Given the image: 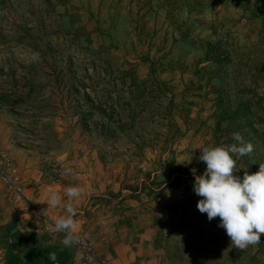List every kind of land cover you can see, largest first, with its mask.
Returning a JSON list of instances; mask_svg holds the SVG:
<instances>
[{"label": "rangeland", "instance_id": "obj_1", "mask_svg": "<svg viewBox=\"0 0 264 264\" xmlns=\"http://www.w3.org/2000/svg\"><path fill=\"white\" fill-rule=\"evenodd\" d=\"M51 2L0 0V147L30 190L33 208L47 211L34 182L42 180L51 185L50 192L61 193L79 185L84 191L74 207L99 204L91 211L98 217L110 212L101 207L100 196L108 187L118 190L142 177L139 168L162 178L165 171L154 161L159 149H174L177 164L186 166L201 147L233 143L236 131L253 144V151L237 160L238 174L264 164V77L253 95L233 86L229 109L219 110L216 92L205 79L200 87L192 76L201 44L215 40L213 30L227 38L235 53L251 54L248 67L264 63L261 17L250 12L252 0ZM153 75L167 82L145 80ZM210 83L219 86L216 78ZM158 89L173 96L170 125L179 131L167 125ZM242 102L246 107L239 106ZM175 132L166 144L164 137ZM141 142L142 159L137 157ZM154 197L146 191L136 205L122 201V209L114 212L124 216L123 222L148 210L159 217V240L167 256L179 249L173 261L168 257L170 264H264V234L258 244L238 249L218 227L219 217L209 221L206 213L204 230L211 235L202 242L203 252L195 254L189 215L199 211L197 203L181 219L187 202L180 203L181 187ZM56 209L67 215L63 207ZM212 236L216 241H210Z\"/></svg>", "mask_w": 264, "mask_h": 264}, {"label": "crops", "instance_id": "obj_2", "mask_svg": "<svg viewBox=\"0 0 264 264\" xmlns=\"http://www.w3.org/2000/svg\"><path fill=\"white\" fill-rule=\"evenodd\" d=\"M34 185L38 186L39 202L46 206L47 211L44 207L33 208L31 193L26 186L24 200H15L0 181V264H53L54 261L48 258L52 252L56 254L57 261L84 264L82 251L74 243L64 246L62 240L65 234L52 230L54 221L65 213L47 207L45 201L51 185L42 180L34 182ZM124 201L129 205H136L137 202L129 198ZM95 207L99 204L76 209L70 231L76 236L82 234L89 238L98 257L111 264H170L158 238L159 217L148 210L135 212L123 222L121 219L124 216L117 215L112 207L103 202L101 207L110 212L91 217ZM133 210L137 211V208Z\"/></svg>", "mask_w": 264, "mask_h": 264}, {"label": "trees", "instance_id": "obj_3", "mask_svg": "<svg viewBox=\"0 0 264 264\" xmlns=\"http://www.w3.org/2000/svg\"><path fill=\"white\" fill-rule=\"evenodd\" d=\"M47 4H52L51 0H45ZM248 4L250 3V0H247ZM252 10L250 11L253 16H256L258 18L261 17V28L259 33V41H264V0H252ZM212 36L215 38V40L206 39V41L201 44L200 48L202 50V56L195 61L193 64L194 66V72L192 73V76L196 79H199L200 87H202V80L205 79L206 84L209 86V90L216 92V107L219 110H228L229 107L227 105H231V90L232 87L237 85L238 92H249L253 95L256 90L258 89L259 82L264 77V63L260 61V63L257 64V66L248 67L247 64L250 61V55H242L235 53L233 50H231L227 38L224 37L223 34H220L217 32V30H213ZM235 55V59L237 60V66L234 67L231 65L233 62V57ZM151 74L154 73V70L151 69ZM158 77L152 76L151 79H145L147 80H153L154 82H160L164 83L167 81L162 82L163 80H158ZM216 78L218 80L219 86L216 87L214 84L212 85L211 80ZM136 77L132 78V82L136 85ZM249 83V86H246V84ZM138 88V85H137ZM158 106L160 107V110L162 114H164L165 119H167L168 123L167 125L172 124V119L169 118V115L171 114V108L174 104V98L171 95L169 98L166 95V93L163 91V89H158ZM206 94L209 93V91L205 92ZM168 98L169 102H164V98ZM240 101L237 98V102ZM240 107H246V104L243 102L239 104ZM165 111V113L163 112ZM216 124L218 127H220V121L217 119ZM175 127L176 130L179 131V127L176 125H170L169 127ZM175 133H169L166 137H164V142L167 144L174 137H176ZM174 134V135H173ZM163 142V143H164ZM142 147L140 148L139 152H137V157L140 159L144 158V146L143 142H141ZM138 145V143H137ZM216 144H213L215 146ZM175 151L174 149L167 146V150H161L159 149L156 152L155 160L157 161L156 164L158 168H161L163 171H165V174L162 176V178H159L157 171H143L142 168H139V172L141 173L142 177H139L132 183H122V187H120L117 191L112 190L108 187V191L105 195L101 196L102 202L112 207L113 211H117V209H122L123 206H121L122 201L125 198L129 199H136L137 201H140V195L142 193H155L154 198L160 197L163 193H165L168 189H176L181 187L183 191V197L184 200L180 201V203H183L187 201L184 205V209L180 212V215H182L181 219L183 218V215L188 213L192 214L191 209L198 201V198L195 196V192L193 191V184L188 183V179L195 180V177L197 175H201L206 165L203 161L199 160L200 153H196L191 157L190 164L188 165H179L176 162V158L174 155ZM99 158L104 161V156L101 153H98ZM127 190V195L123 194V191ZM115 199V202L117 204L113 203V200ZM179 203V202H176ZM176 204H172V207L169 208L170 212L174 209ZM191 216L192 221V227L191 231H193L192 235V241L193 243V251L195 254L202 251V242L207 241L209 236L211 234H205L204 228L206 227L205 224V213H201L200 211H195L194 215ZM183 222H180L182 224ZM195 224V225H194ZM160 235V234H159ZM158 235V236H159ZM218 235V239L224 238L221 234ZM159 238V237H158ZM217 238L211 237L210 241H216ZM220 247V246H219ZM198 250V251H197ZM179 252V249H174L172 252V255L168 253L167 257H170L173 261V257L176 256ZM203 252V251H202ZM173 256V257H172ZM175 257V258H176Z\"/></svg>", "mask_w": 264, "mask_h": 264}, {"label": "clouds", "instance_id": "obj_4", "mask_svg": "<svg viewBox=\"0 0 264 264\" xmlns=\"http://www.w3.org/2000/svg\"><path fill=\"white\" fill-rule=\"evenodd\" d=\"M232 140L233 143L200 148L199 160L206 168L195 177L193 191L200 197L198 210L206 213L209 221L219 217L218 227L225 230L230 244L245 249L258 244L264 234V164H259L255 172L245 169L243 176L239 175L237 160L251 153L253 144L239 131L232 133ZM83 191L79 185H70L63 193L51 191L45 201L47 207H63L67 214L56 219L52 229L65 234L62 243L66 247L77 241L70 229L76 214L74 202ZM48 258L57 261L54 252Z\"/></svg>", "mask_w": 264, "mask_h": 264}, {"label": "built area", "instance_id": "obj_5", "mask_svg": "<svg viewBox=\"0 0 264 264\" xmlns=\"http://www.w3.org/2000/svg\"><path fill=\"white\" fill-rule=\"evenodd\" d=\"M0 181L10 192L15 200H24L25 183L21 175L16 171L12 158L7 150L0 147ZM82 251L84 264H111L97 256L92 241L83 236H77L74 243ZM53 264H66L65 262L54 261Z\"/></svg>", "mask_w": 264, "mask_h": 264}]
</instances>
